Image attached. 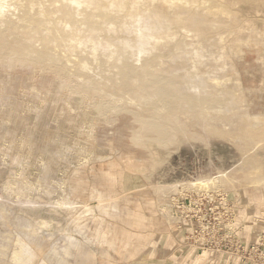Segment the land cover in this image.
Segmentation results:
<instances>
[{"label": "rangeland", "instance_id": "374dc122", "mask_svg": "<svg viewBox=\"0 0 264 264\" xmlns=\"http://www.w3.org/2000/svg\"><path fill=\"white\" fill-rule=\"evenodd\" d=\"M7 1L0 264H264V0H218L247 19L235 23L245 30L237 44L217 25L204 43L187 37L188 52L160 43L142 55L169 93L221 99L222 112L211 114L210 104L195 109L175 98L166 110L159 86H144L150 79L138 51L120 42L136 25L127 9L116 30L104 24L91 38L76 20L85 15L34 0L31 15L43 11L59 27L46 36L19 22L28 0ZM106 37L114 52H94L93 42ZM214 79L235 90H213ZM223 174L225 181L210 182ZM69 192L85 205L73 215L59 204Z\"/></svg>", "mask_w": 264, "mask_h": 264}, {"label": "bare ground", "instance_id": "6f19581e", "mask_svg": "<svg viewBox=\"0 0 264 264\" xmlns=\"http://www.w3.org/2000/svg\"><path fill=\"white\" fill-rule=\"evenodd\" d=\"M28 1H29L30 5L28 8H25V9L22 7L24 12L21 16H19V18H18L19 22H24L25 25H27L26 26L27 28L29 26L30 28L32 27L33 29H37L39 31L41 30V32H42V30L47 32L46 36L47 35L50 36V34H52L55 29H58V30H55L58 32L59 27L57 25H54L51 20L49 21L43 11L40 12V14H42V17L38 16V15H31L32 14L31 10L33 9V4H34L33 1L34 0H28ZM57 1L61 2L62 8L64 10H66L67 6H69L71 8L73 7L72 9L75 10L74 14H77L78 17L80 16L82 18V15H85V18L83 20H79L77 18H76V20L79 23L81 22V23H87L88 24V28L90 31V35H91L90 37L91 38H93L95 36V34H98L97 32L99 30L103 29L102 25H104V24L107 25L106 26L107 29L116 30V28L119 26L118 22H120L121 20L125 21L127 19V17H123V19L118 21L120 19L119 16H121V14H125L126 12H124V11H125V9H127L128 15L131 16V19H133L135 21L136 25L134 26V24H133V25H131L132 26L131 28H128V30L130 29L129 33H131L132 35L128 34V36L123 38L122 40H120V42H121V44L124 45V47L126 49H131L133 51L132 53H134V51H138L139 57H137V61H139L141 63V66L139 68L142 70V72L144 73L145 76L149 75V79H150V81L146 82L144 86H146L148 83L150 84V86L151 85L159 86L156 91H157V94L159 95V97H161L160 103L162 104V106L166 110H168L171 106V101L173 100V98H175L177 100H181V101L186 102L187 104L191 105L195 109L198 107L204 106L205 104H208V105L210 104V107H208L209 112L206 108V110L209 114H211L210 113L211 109H215L217 112H222L223 109H221V108H223V107H221V106L223 103L221 102V99H217L216 102L212 103L213 101L211 102V98H208V97L203 98V97H200V95L198 97V96H194L192 94L184 95L182 93H172V92L169 93L168 92L169 87L167 86V84H168L167 82L164 83V80L160 76H158V75H152L151 76L147 72V69H148L147 67L150 66L152 60L150 59V60H146L145 62H143L142 55L146 54V55L152 56L155 53V51L157 50L158 44H160V43L162 44V48L165 50H166L167 46L171 45L170 48L168 47L170 52H173V51H176L179 49H182L183 53L185 51L188 52V48H189V45L191 44V42H190L191 40L189 41V39L187 37L198 38L200 43H204L203 41L207 40L208 36L210 35L209 29L211 27H215L217 25L219 26V28L225 29L227 32H229L230 35L237 36V39H235L234 41L232 40L233 43L237 44V41L242 40V38H243L242 34L244 33L245 30L241 31V29L242 28L244 29V27L240 26V25L238 27V25L235 23L236 22L238 23V22L243 21V20H247L246 17L238 15V14L228 10L226 5L219 3L218 0H57ZM237 3H238V1H237ZM9 7H10V4L8 3L7 0H0V22H5L7 19H9L10 15H13V14L9 15L10 9H11ZM91 8H92V11H91L92 13L91 12L88 13V9L90 10ZM97 16L99 18H98V20H95V17H97ZM68 17H70V16H68ZM117 18H119V19L116 20ZM70 19L68 18L66 20L67 26H71L70 23L72 20H70ZM10 22H13V20L10 19ZM19 22H15L16 25ZM50 23H52L53 25L49 26ZM257 23H258V21H257ZM246 24H249V23L246 22ZM16 25H15V27H16ZM32 28H31V30H32ZM175 28H178V29H176L177 31H175ZM248 29H249V27H248ZM215 30H217L216 27H215ZM36 31L32 30L31 32H36ZM64 31L63 32L61 31L62 36L66 35V33H67V32L65 33ZM253 31H254V29H253ZM88 33H87V36H88ZM218 35H217V37H218ZM219 36L221 37V34ZM61 38H63V37H61ZM174 38L178 39V41L175 42L173 40ZM229 38H230V36H229ZM105 39H106L105 41H104V39H102L103 42H100V41L96 42L93 40L94 45L92 46V50L94 52H98V50H100L101 48L103 50L110 48V51H112L111 49L115 48L114 46H115V44H117L116 41L115 40L112 41V39L109 37H106ZM191 39H193V38H191ZM222 40H223V37L220 38V41H222ZM196 41L198 43V40H196ZM219 43H221V42H219ZM0 44L2 46L7 45V39L5 38L3 40V44L0 41ZM56 44L57 43H55V45ZM28 45L30 47L29 43H28ZM201 45H203V44H201ZM8 46H9V44H8ZM111 46H113V47L111 48ZM201 47H203V46H201ZM30 49H32V51L35 52L32 47ZM112 52H114V51H112ZM114 54L115 53H112V55H114ZM181 54L182 53H180V55ZM176 55H178V54H176ZM183 56L185 57V55H183ZM210 58H212V57H210ZM203 59H205V58H203ZM203 59H201V60H203ZM199 60H200V57L198 56L196 61H199ZM184 61L186 62V60H184ZM180 62H182V61H180ZM199 63L201 64V62H199ZM226 64L227 63H225V65ZM83 65L87 68H90L88 62H84ZM177 65H180V64L177 63ZM204 65H205V63H204ZM125 66H126V68L123 71V73L125 75H129L130 74L129 73L130 72V65L126 64ZM214 66H216V65H214ZM182 68H183V66H182ZM227 69H229V68H227ZM231 69H233V67ZM211 70L213 71V69H211ZM235 79L236 78H233V80H235ZM191 87H192V85H191ZM221 87H223L222 88L223 91H227V92H231L230 91L231 89L235 90V88L231 85L229 86L227 82L220 81L219 79H214L213 85H211V88H213V90H214L216 88H221ZM241 92L243 93V90H241ZM221 95H222V92H221ZM234 108H235V106H234ZM213 111H212V113H213ZM224 111H225V109H224ZM239 112H238V115H239ZM242 112H244V111H242ZM247 112H248V110H247ZM172 114H171V117H172ZM175 115H177V114H175ZM184 115L187 116V114H184ZM192 115L189 114V116H192ZM201 115H202V113H201ZM189 116H187V117L189 118ZM173 117H172V119L175 118V117L174 118ZM224 176H227V174H223L219 177H215V178L211 179V181L210 180L209 181L216 184V183H219L218 181H225L226 177H224ZM209 181L201 182V183H202V185L206 186L207 184H210ZM67 190L68 189H66V191ZM66 198H67V201L61 202L59 204L61 207L66 208L70 212L71 215L76 214L80 208L85 206L80 201L74 199L70 192L67 194ZM138 223L139 224L142 223V219H138Z\"/></svg>", "mask_w": 264, "mask_h": 264}, {"label": "built area", "instance_id": "2783aa9c", "mask_svg": "<svg viewBox=\"0 0 264 264\" xmlns=\"http://www.w3.org/2000/svg\"><path fill=\"white\" fill-rule=\"evenodd\" d=\"M203 192L207 194V192H205V191H203ZM176 204H178V201H174V205H176Z\"/></svg>", "mask_w": 264, "mask_h": 264}]
</instances>
